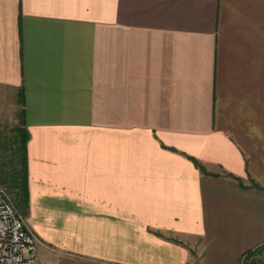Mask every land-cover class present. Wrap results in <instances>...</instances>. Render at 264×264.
I'll use <instances>...</instances> for the list:
<instances>
[{"label":"crops","instance_id":"crops-1","mask_svg":"<svg viewBox=\"0 0 264 264\" xmlns=\"http://www.w3.org/2000/svg\"><path fill=\"white\" fill-rule=\"evenodd\" d=\"M17 112L41 264L264 252V0H0Z\"/></svg>","mask_w":264,"mask_h":264},{"label":"trees","instance_id":"trees-1","mask_svg":"<svg viewBox=\"0 0 264 264\" xmlns=\"http://www.w3.org/2000/svg\"><path fill=\"white\" fill-rule=\"evenodd\" d=\"M23 111H21V116ZM0 130V185L12 195L16 208L26 215L28 208V168L26 144L29 138L27 129L21 123L8 131ZM195 164L202 169L198 161ZM253 251L245 254L246 258ZM253 260L250 264H253Z\"/></svg>","mask_w":264,"mask_h":264},{"label":"built area","instance_id":"built-area-1","mask_svg":"<svg viewBox=\"0 0 264 264\" xmlns=\"http://www.w3.org/2000/svg\"><path fill=\"white\" fill-rule=\"evenodd\" d=\"M38 243L8 192L0 186V264H41Z\"/></svg>","mask_w":264,"mask_h":264},{"label":"rangeland","instance_id":"rangeland-1","mask_svg":"<svg viewBox=\"0 0 264 264\" xmlns=\"http://www.w3.org/2000/svg\"><path fill=\"white\" fill-rule=\"evenodd\" d=\"M7 114V113H6ZM5 113H4V115L2 114V113H0V130H5V131H7V135L8 134H10L8 131H9V129L10 128H13L15 125L17 126L18 125V118H19V116H18V112H17V114H16V117H15V119L17 120L16 121V124L14 125L13 124V122L11 121V113L10 114H7L6 115ZM1 186V185H0ZM1 187H3V186H1ZM4 188V187H3ZM8 194H9V196H10V198H11V200H12V195L8 192ZM13 201V200H12ZM21 213V212H20ZM23 215V214H22ZM24 217V216H23ZM41 244H39L38 243V245H37V247H38V253H39V255L41 254V246H40ZM258 256H259V254H258ZM258 259V261H254L253 262V264H264V252L262 253V254H260V256L259 257H257ZM243 264H250V261L248 260V261H246V258H245V261H244V263Z\"/></svg>","mask_w":264,"mask_h":264}]
</instances>
